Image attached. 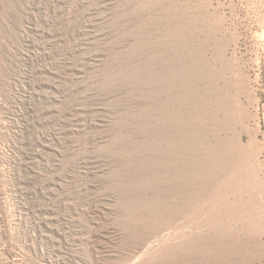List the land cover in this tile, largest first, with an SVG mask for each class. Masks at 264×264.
Returning <instances> with one entry per match:
<instances>
[{"label":"rangeland","instance_id":"1","mask_svg":"<svg viewBox=\"0 0 264 264\" xmlns=\"http://www.w3.org/2000/svg\"><path fill=\"white\" fill-rule=\"evenodd\" d=\"M0 264H264V0H0Z\"/></svg>","mask_w":264,"mask_h":264},{"label":"bare ground","instance_id":"2","mask_svg":"<svg viewBox=\"0 0 264 264\" xmlns=\"http://www.w3.org/2000/svg\"><path fill=\"white\" fill-rule=\"evenodd\" d=\"M181 171V170H180ZM180 178V177H179Z\"/></svg>","mask_w":264,"mask_h":264}]
</instances>
